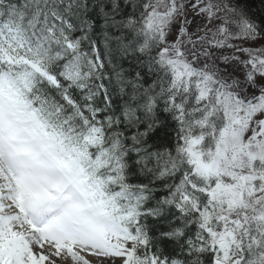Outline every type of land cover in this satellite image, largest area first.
Wrapping results in <instances>:
<instances>
[{
    "label": "snow or ice",
    "instance_id": "obj_1",
    "mask_svg": "<svg viewBox=\"0 0 264 264\" xmlns=\"http://www.w3.org/2000/svg\"><path fill=\"white\" fill-rule=\"evenodd\" d=\"M0 264H264V0H0Z\"/></svg>",
    "mask_w": 264,
    "mask_h": 264
}]
</instances>
